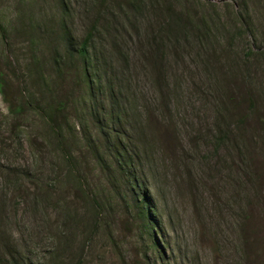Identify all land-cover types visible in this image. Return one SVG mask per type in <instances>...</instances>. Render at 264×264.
Segmentation results:
<instances>
[{"label": "rangeland", "instance_id": "rangeland-1", "mask_svg": "<svg viewBox=\"0 0 264 264\" xmlns=\"http://www.w3.org/2000/svg\"><path fill=\"white\" fill-rule=\"evenodd\" d=\"M0 24V264H264V0H0ZM92 28L101 121L62 51ZM61 101L58 140L44 108ZM104 134L137 155L128 175L95 164ZM65 152L97 195L96 224L68 197Z\"/></svg>", "mask_w": 264, "mask_h": 264}, {"label": "trees", "instance_id": "trees-1", "mask_svg": "<svg viewBox=\"0 0 264 264\" xmlns=\"http://www.w3.org/2000/svg\"><path fill=\"white\" fill-rule=\"evenodd\" d=\"M0 30H2L4 32V28L2 27V25L0 24ZM96 32H97V28H92L91 31L85 36V38L83 39L82 43H80L77 48H72L74 45L71 43L72 39H66V46H64V48L62 49V51H64L66 53V55L69 58L75 59L76 61H78L79 63V75L84 79L82 80L86 82V87L89 88L88 91L93 99L91 105L89 106V112L91 113V115L97 120V121H101L99 120L96 116L100 117L101 111L99 109V107L94 103L97 99L96 94L92 93L91 94V89L93 86V83L95 82V79H99L98 77H96V75L94 76L91 72H95L94 69L96 67V65L98 63H96V54H92V47L95 43V38H96ZM95 57H93V56ZM81 68V69H80ZM97 71V70H96ZM96 73V72H95ZM3 73L0 72V93L5 94V82L2 79L3 78ZM101 79V77H100ZM99 79V80H100ZM101 83V81H100ZM108 88L111 91V97L112 99L110 100L112 102V106L113 103L116 104L117 107V111L113 114H111L114 117V120L116 119H121L122 117H124L125 115H127V108H121L120 107V103L122 102L124 104V98H123V93L122 91H119V94L116 93L115 89H114V85L112 84H108ZM101 92V90H100ZM31 96V101H35L34 98H36V94L34 95H30ZM23 105L20 106V108L16 109V113L19 115L20 113H23V111H25V108H30L31 107V103H28V106L26 105V102L23 100L21 102ZM64 101L58 102L56 103V105L54 103L51 102H47L46 103V107L44 108L45 111V121L49 124V127L53 133V135L55 137H58V140L61 138V134L60 132H62V130H58V126H60L57 123V118L59 117L61 112H66V106L63 104ZM253 107H254V103H252ZM251 105V106H252ZM42 107L39 104L38 105H33L32 106V110H39V108ZM11 113H15L13 110H11ZM107 117L104 118V120H106ZM111 117H109L110 119ZM125 118V117H124ZM108 119V120H109ZM113 119V118H112ZM106 120L104 122L108 123L109 121ZM96 123V122H95ZM105 135V134H104ZM127 138H129L128 135H126ZM130 139V138H129ZM104 140L107 142L106 144V148L107 150L105 152H107L106 154L104 153L103 155H98L99 151L94 152V162L95 164L99 165L101 168L107 166L108 162L110 160H115L116 164L118 165V167L120 168L121 172L124 173L125 175H128L129 170H131V168L134 166L133 163L136 162L137 159V155L133 152H129L127 151V149L125 147H122L121 144V140L122 137L120 135H116V137H112V135H105ZM120 140V141H119ZM222 140V139H221ZM104 142V141H102ZM94 143H99L98 140H96ZM147 145H139L140 148V152L143 153V157L145 155V157L148 159V156H150L151 154V149H149ZM64 154V161L65 163H63L64 165H66L65 167H67L68 171L66 172V177H65V181H63L64 184H72L74 185L75 188V193H69L68 197L72 198H78L79 201L82 202H86L87 204L91 205L90 210H91V214L94 217V223L96 224L99 218V214H100V203L98 202V198L97 195H92L89 196L85 191H84V186H85V182H86V177L84 174H82L80 167L82 162H79L78 159H74L73 157V153H63ZM123 156H125V158H123ZM89 164V161L85 162V166ZM143 170V169H142ZM152 171V170H149ZM145 170L141 171V176L139 178V182L135 181V184L137 186H139L141 189H143V192H141V195L138 197L137 200H140V205H141V213L140 216L144 219H146L147 221L150 220L152 221V211L153 209H151L149 207L151 201H152V191H153V186L151 185V183L146 182V175H145ZM70 199V200H71ZM69 200V201H70Z\"/></svg>", "mask_w": 264, "mask_h": 264}]
</instances>
